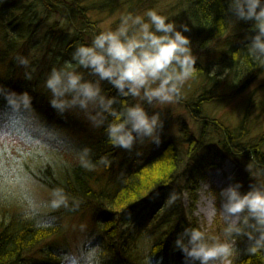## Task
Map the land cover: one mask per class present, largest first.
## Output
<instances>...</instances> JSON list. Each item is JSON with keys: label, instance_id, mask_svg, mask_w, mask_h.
<instances>
[{"label": "trees", "instance_id": "trees-1", "mask_svg": "<svg viewBox=\"0 0 264 264\" xmlns=\"http://www.w3.org/2000/svg\"><path fill=\"white\" fill-rule=\"evenodd\" d=\"M40 1V6L26 8L13 9L14 4L9 0L0 6V84L19 92L29 91L36 110L47 122L70 129L84 127L87 124L81 118L70 115L65 120L57 116L48 103L49 94L43 88V81L52 67L70 60L79 44L90 43L92 34L101 30L88 14L98 6L118 0H104L93 6L82 5L81 0ZM145 1L134 0L131 11H141ZM174 5L177 18L170 19L189 24L198 58L224 43L219 61L224 63L225 71L230 70V83L236 90L259 81L264 75V62L251 58L244 47L243 37L250 24L241 21L234 25L224 10L227 8L224 0H176ZM18 55L28 57L36 69L32 81L24 78L25 69L16 61ZM196 67V76H201L206 85H212L208 88L205 85L191 99L183 98L180 104L199 124V132L193 131L184 120L179 138L166 135L148 155H142L143 148L138 145L139 156L112 146L103 129L85 137L77 136L71 140L75 146L90 147L94 161L108 156L111 165H98L89 171L68 157L65 162L46 167L40 174L41 182L47 187L63 186L71 195L81 198V209L77 213L64 210L54 213V217L47 218V223L55 219L54 225L45 228L36 220L25 218L21 210L9 208L8 221L0 225V264H21L27 257L36 255H39L36 264H61L59 258L68 246L62 251L51 240L61 235L63 219L87 209H94L101 219L89 233L94 238L93 246L99 244L104 250L106 264H143L145 247L154 254L153 264L161 260L163 264H183L182 254L173 249V241L185 227H200L193 215L195 194L198 183L207 176L206 168L211 166L207 160L214 158L210 155L216 145L210 144L212 136L220 145L214 148L216 154L235 163L238 169L235 180L243 181L245 191L257 177L264 180L263 124L256 134L250 135V112L236 128L209 115L206 106L216 100L218 87L213 84L218 77L212 76L211 65L204 64L200 58ZM105 92L116 95L111 85L105 86ZM260 105L264 116V101ZM249 165L259 174L255 178L246 171ZM172 192L179 193L180 199L169 206L167 201ZM185 194L190 197L189 205L183 201ZM5 204L13 203L0 201V209ZM216 220L217 227L219 216ZM246 243L244 239L238 241L241 252L233 264H264V254L249 255L243 251ZM46 245L50 250H45Z\"/></svg>", "mask_w": 264, "mask_h": 264}, {"label": "clouds", "instance_id": "clouds-1", "mask_svg": "<svg viewBox=\"0 0 264 264\" xmlns=\"http://www.w3.org/2000/svg\"><path fill=\"white\" fill-rule=\"evenodd\" d=\"M224 2L234 25L250 24L243 37L247 54L264 62V0ZM190 31L189 24L156 8L121 13L114 28L95 32L90 43L75 48L70 60L52 67L43 81L49 105L61 119L71 115L92 129H103L115 148L139 156L138 145L159 146L166 127L163 108L183 100L185 85L197 72L198 56L185 35ZM16 61L25 69L24 78L32 81L36 69L31 60L18 55ZM104 83L116 95L107 94ZM68 157L89 171L112 163L108 156L94 161L90 147L75 146L63 128L47 122L29 91L0 84V201L17 205L25 218L45 228L54 213L79 212L81 198L39 179L46 167ZM246 171L259 175L251 165ZM179 199L180 194L172 192L167 203L171 206ZM219 201L218 229L185 227L177 234L173 249L182 254L183 264H233L241 239L247 242V254H264V180L250 182L245 191L243 181L232 178L219 191ZM68 230L71 241L61 264H106L105 252L99 244L93 246L86 223H72ZM142 255L143 264H153L148 247Z\"/></svg>", "mask_w": 264, "mask_h": 264}, {"label": "rangeland", "instance_id": "rangeland-1", "mask_svg": "<svg viewBox=\"0 0 264 264\" xmlns=\"http://www.w3.org/2000/svg\"><path fill=\"white\" fill-rule=\"evenodd\" d=\"M8 0H0V6H4ZM14 4V8H26L28 6L38 5L40 6L42 3L40 0H9ZM16 1V2H15ZM104 0H81L82 5L93 6L99 4ZM148 1V0H146ZM145 1V6L141 11L136 13L143 12L148 8H156L158 9L161 14L168 15L171 17H176L178 12L177 9L174 8V2L176 0H153V1ZM134 3V0H118L116 2L112 1V4L108 3L105 6H98L95 8L94 11H91L88 15L93 19L96 20L98 26L101 30H105L108 28H114L116 23L118 22V18L121 13H126L131 11V7ZM137 9V8H136ZM174 9V10H172ZM11 12V10H10ZM133 12V11H131ZM17 12L14 11V15ZM177 18V17H176ZM176 20V19H174ZM178 23H185L184 20H176ZM50 24H46L48 27ZM191 32L185 33V35L190 36ZM191 38V36H190ZM237 39H235L236 41ZM225 44L221 43L214 47L211 51H209L206 55L199 56L200 60L207 65H211L212 69V76L218 77L217 82L213 85H217L218 90L216 92V100L209 102V105L206 106V111L209 115L215 116V118H219L225 121L231 128H236L242 121V119L249 115V134L254 135L256 131L260 129L261 125L264 126V116L261 115V105L260 103L264 101V75L259 79V81L249 85L248 87L242 86L240 89L236 90L235 86L230 83L231 74L230 70L225 71L224 63L219 61L220 57L222 56L220 52V47H224ZM198 58V61H199ZM197 61V62H198ZM218 75V76H217ZM109 84L104 83L103 87L105 90V86L107 87ZM206 83L203 78L195 76L185 85L183 90L184 92V99H191L195 95L198 94L199 90H203ZM211 83H207L206 87L208 88ZM210 91V89H208ZM200 92L199 94H201ZM252 104V105H250ZM157 109L150 108L149 111H154ZM163 118L166 121L165 127V134L172 136V137H180L179 130L181 127V123L186 120L188 125L193 131L199 132L200 126L197 124L194 118L191 117L189 112L180 104H174L170 106H166L163 108ZM82 119V118H81ZM83 120V119H82ZM85 121V120H83ZM52 122V121H51ZM86 122V121H85ZM55 124V123H53ZM86 126H74L73 129L67 127L63 128L70 138V140H74L77 136H87L88 134L92 133L93 131L97 132L96 129H92L91 126L86 122ZM59 126V125H57ZM263 128V127H262ZM210 144H216L213 147V151L211 152V156H214L213 159H208L207 161L211 164L208 168H206L207 176L205 179L200 180L198 183V190L195 194V202H194V218L199 222L200 227H207L209 230H213L215 227L216 229V219L219 216V191L226 187L228 183L232 182V178H235L237 174V167L235 163L232 161H227L221 159L219 155L216 153L217 148H219L218 139L215 136H212L210 140ZM219 145V146H218ZM141 149L143 148L142 155H148L151 153L157 146L151 143L146 142L144 145H140ZM216 148V149H214ZM209 155V156H210ZM67 159V158H66ZM143 159V158H142ZM255 178V177H253ZM260 179V177H257ZM186 205L190 204V197L188 194L184 195L183 199ZM6 203V202H4ZM9 207L7 208V206ZM5 208L1 206L0 209V225L3 221H8V216L6 211L9 208H16L18 211L21 209L14 204H5ZM94 209H87L85 212L81 214H77L71 217H67L62 220V224L60 227L62 228L61 235L56 236L53 241L56 247L62 248V251L65 246H69L71 237L69 233V226L72 223L77 222H84L88 225V230H93L96 226L101 223V219L97 216L94 212ZM54 217V216H53ZM220 218V216H219ZM55 220V219H54ZM53 220V221H54ZM131 220V219H130ZM53 221H48V225L53 224ZM54 225V224H53ZM58 224H56L57 226ZM59 227V226H58ZM91 230V231H92ZM50 241V242H51ZM49 242V243H50ZM48 243V244H49ZM45 250H50L49 246H45ZM36 257L39 255L30 256L26 258V261H23L21 264H36L35 261ZM59 260H62L60 257ZM41 264V263H39Z\"/></svg>", "mask_w": 264, "mask_h": 264}]
</instances>
